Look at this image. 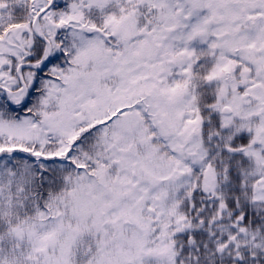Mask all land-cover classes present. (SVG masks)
<instances>
[{
  "label": "snow or ice",
  "instance_id": "1",
  "mask_svg": "<svg viewBox=\"0 0 264 264\" xmlns=\"http://www.w3.org/2000/svg\"><path fill=\"white\" fill-rule=\"evenodd\" d=\"M0 264H264V0H0Z\"/></svg>",
  "mask_w": 264,
  "mask_h": 264
}]
</instances>
